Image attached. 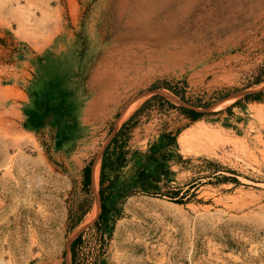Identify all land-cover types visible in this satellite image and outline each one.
I'll list each match as a JSON object with an SVG mask.
<instances>
[{
    "label": "rangeland",
    "instance_id": "374dc122",
    "mask_svg": "<svg viewBox=\"0 0 264 264\" xmlns=\"http://www.w3.org/2000/svg\"><path fill=\"white\" fill-rule=\"evenodd\" d=\"M0 264H264V0H0Z\"/></svg>",
    "mask_w": 264,
    "mask_h": 264
},
{
    "label": "trees",
    "instance_id": "16d2710c",
    "mask_svg": "<svg viewBox=\"0 0 264 264\" xmlns=\"http://www.w3.org/2000/svg\"><path fill=\"white\" fill-rule=\"evenodd\" d=\"M186 113L187 115L190 117V119L195 120L196 118H198L202 113L191 109V108H186ZM151 163H156V162H160L158 160H150ZM100 175H99V198H98V214L97 217L98 218H103L106 213H107V204L105 202L107 195H104V190L102 188V178H103V172L102 169L100 170ZM138 173L140 174V177L136 178V182L138 184H147L148 182H150L152 180V178H150L151 176H154L156 173V166L153 167L152 164H148L146 169L143 170V168H141ZM157 179V178H156ZM82 181L84 185H87L90 183L91 181V167L87 164L82 168ZM107 188V187H106ZM108 199V198H107ZM73 243V242H72Z\"/></svg>",
    "mask_w": 264,
    "mask_h": 264
},
{
    "label": "bare ground",
    "instance_id": "6f19581e",
    "mask_svg": "<svg viewBox=\"0 0 264 264\" xmlns=\"http://www.w3.org/2000/svg\"><path fill=\"white\" fill-rule=\"evenodd\" d=\"M146 1V0H145ZM156 1V0H155ZM171 1V0H170ZM226 1V0H225ZM138 2V1H137ZM151 2V1H150ZM159 3V2H158ZM143 4V3H142ZM162 4V3H161ZM160 4V5H161ZM138 5V4H137ZM156 5V4H155ZM142 6V5H141ZM153 7V6H152ZM171 7V6H170ZM169 7V8H170ZM139 8H141L142 9V7H139ZM149 8V7H148ZM147 9V8H146ZM145 9V10H146ZM150 9V8H149ZM153 9V8H152ZM144 10V11H145ZM148 10V9H147ZM146 10V11H147ZM160 10V9H159ZM159 12V11H158ZM132 13V12H131ZM139 13V12H138ZM148 13H149V11H148ZM147 14V13H146ZM170 14V13H169ZM211 14V13H210ZM168 15V14H167ZM172 15V14H171ZM135 16V15H134ZM133 16V17H134ZM152 17H154V16H152ZM171 17V16H170ZM130 18V17H129ZM142 18V17H141ZM144 18V17H143ZM146 18V17H145ZM211 17H210V15H208V13L206 12V13H204L202 16H201V20H202V22H204V23H208L209 21H211V19H210ZM137 19H134V21H132V25L133 26H135L136 25V23L137 22H135ZM139 20V19H138ZM145 21H146V19H144ZM143 20V21H144ZM129 21V20H128ZM140 21V20H139ZM145 24V23H144ZM166 24V23H165ZM131 27V26H130ZM121 29H123V30H125L126 31V34H127V32H129V27L127 26V22H126V25L125 26H121ZM129 34V33H128ZM120 39H121V37H120ZM124 41V40H123Z\"/></svg>",
    "mask_w": 264,
    "mask_h": 264
}]
</instances>
